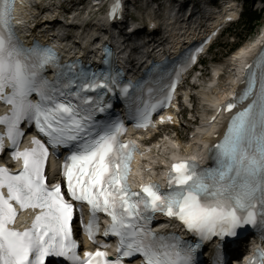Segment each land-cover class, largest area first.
I'll return each mask as SVG.
<instances>
[{"label": "snow or ice", "instance_id": "obj_1", "mask_svg": "<svg viewBox=\"0 0 264 264\" xmlns=\"http://www.w3.org/2000/svg\"><path fill=\"white\" fill-rule=\"evenodd\" d=\"M14 6L15 0H0V102L9 106L0 115V153L7 147L22 166L18 171L0 166V264H125L137 254L140 264H197L195 254L213 240L214 264H225L221 254L242 232L264 226V49L246 65L244 88L223 105L232 111L249 101L230 117L222 139L209 149L213 166L178 160L168 169L166 188L149 181L134 190L129 175L137 146L121 141L123 121L102 120L98 114L111 107L105 99L109 94L118 90L126 97L130 88L145 86L131 81L122 85L121 72L111 67L88 71L77 68L75 61L61 64L51 46H25L15 34ZM120 7L119 2L113 5V18ZM109 55L105 47V64ZM195 60L193 52L185 67ZM49 68L56 70L52 79L46 75ZM174 76L165 79L162 72L146 87L136 107L135 127L147 128L152 114L171 104L180 71ZM33 127L32 146L21 149L25 128ZM50 149L54 156L61 149L67 152L62 182H48ZM29 209L35 212L30 225L16 227L19 212ZM77 209L93 242L99 214L111 218L103 235L118 238L114 258L100 248L79 255L73 235ZM157 214L179 221L191 239L154 231ZM247 264H264V250L257 249Z\"/></svg>", "mask_w": 264, "mask_h": 264}, {"label": "rangeland", "instance_id": "obj_2", "mask_svg": "<svg viewBox=\"0 0 264 264\" xmlns=\"http://www.w3.org/2000/svg\"><path fill=\"white\" fill-rule=\"evenodd\" d=\"M245 29L246 28L244 26H238V25L236 26L235 25L230 29L229 33L222 34L221 37L218 38V40H217L215 46L213 47V49L211 50V52L205 57V61H204V65H203V74L204 75H207L209 73V68L210 67L212 68L215 64H223L226 66L228 59L223 57L225 46L232 43L235 34H242L243 32H245L244 31ZM257 30H258V28H256L255 31L257 32ZM252 37H253V35L250 36L248 39L250 40V38H252ZM235 41H236V39H235ZM245 43H246V41H245ZM219 82L220 81H218V83ZM203 87H204L203 83L199 82V88H197L195 91L196 95H198V96L202 95V92L204 89ZM210 91L211 90H208V92H210ZM203 95H204L203 99L208 97L206 94H203ZM196 110H199V108L197 107ZM185 130H186V128H182V129L178 130V134L182 137L185 136L184 135Z\"/></svg>", "mask_w": 264, "mask_h": 264}, {"label": "bare ground", "instance_id": "obj_3", "mask_svg": "<svg viewBox=\"0 0 264 264\" xmlns=\"http://www.w3.org/2000/svg\"><path fill=\"white\" fill-rule=\"evenodd\" d=\"M174 32V26L171 25L168 33L172 34ZM260 39H262V37H260ZM260 39H258L257 41L253 42V38L246 41V43H244L242 45V47L240 48L239 51H237L236 53H234L233 57L231 58L230 60V64L233 66V67H237V65L241 62H243L246 58H248V56H250L251 53L255 52L256 49H258L259 45H260V42H258ZM175 51V50H174ZM173 53H176L173 52ZM217 72V70H215V73ZM231 73V74H230ZM229 78L228 80L233 82L237 79V72H232L230 71L229 73ZM217 82V81H216ZM214 83V82H213ZM217 85H218V82H217ZM209 93V94H208ZM206 95L208 97L204 98L203 100L209 104H212V103H216L220 100L221 97H224L226 94L222 93L220 91V87L217 86V87H214L212 88V90L210 92H208ZM211 93V94H210ZM213 93H215L216 95H213ZM219 96V97H218ZM171 141V140H170Z\"/></svg>", "mask_w": 264, "mask_h": 264}, {"label": "trees", "instance_id": "obj_4", "mask_svg": "<svg viewBox=\"0 0 264 264\" xmlns=\"http://www.w3.org/2000/svg\"><path fill=\"white\" fill-rule=\"evenodd\" d=\"M245 18H247L249 21H252L253 19H257L256 15H247Z\"/></svg>", "mask_w": 264, "mask_h": 264}]
</instances>
